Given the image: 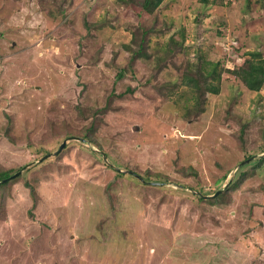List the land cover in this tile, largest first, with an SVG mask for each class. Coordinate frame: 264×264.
<instances>
[{"label":"rangeland","instance_id":"obj_1","mask_svg":"<svg viewBox=\"0 0 264 264\" xmlns=\"http://www.w3.org/2000/svg\"><path fill=\"white\" fill-rule=\"evenodd\" d=\"M139 8L0 0V264H264V0Z\"/></svg>","mask_w":264,"mask_h":264},{"label":"trees","instance_id":"obj_2","mask_svg":"<svg viewBox=\"0 0 264 264\" xmlns=\"http://www.w3.org/2000/svg\"><path fill=\"white\" fill-rule=\"evenodd\" d=\"M129 3L134 0H128ZM164 0H138L140 5L138 15L143 13L152 14L157 8L162 4ZM203 2H207L208 0H202ZM151 28H148L147 31H150ZM145 30H143L142 38L140 43H138V47L133 49L132 56L130 57L131 63H134L135 58L137 57H145L147 52L145 51V41L147 34ZM136 33L134 34V36ZM136 40V39H135ZM175 41V39H173ZM175 43H178L177 41ZM170 53L174 52L173 48H170ZM249 57H247L244 63L232 70H229L233 75L239 78L242 83L251 91H260L264 86V58L262 57L261 52L253 51L249 53ZM201 63V61L199 62ZM203 63V62H202ZM196 73L192 76L189 74L185 75L186 81L191 84L193 83L194 87L198 90V94L201 97L198 98L199 102H202V97H204L206 92L219 93L220 92V81H221V72L217 71L216 66H212L210 70H206L202 64H198L196 68ZM123 75V71L119 74V76ZM216 81V83L214 82ZM86 137L93 142L91 138L86 135ZM12 171L10 169L4 168V170H0V180L8 178L11 176ZM8 181L0 182V207L5 203L6 200V192L5 187L7 186ZM32 192L35 193L34 188H32ZM222 195L218 194L214 196V202L219 201Z\"/></svg>","mask_w":264,"mask_h":264},{"label":"water","instance_id":"obj_3","mask_svg":"<svg viewBox=\"0 0 264 264\" xmlns=\"http://www.w3.org/2000/svg\"><path fill=\"white\" fill-rule=\"evenodd\" d=\"M19 173H20V172L14 174L13 176H10V177H8V178H5V179H3V180H0V182H6V181H8L11 177H16Z\"/></svg>","mask_w":264,"mask_h":264}]
</instances>
